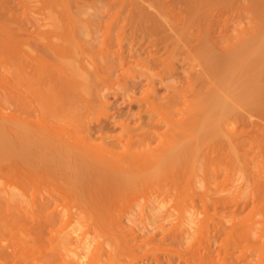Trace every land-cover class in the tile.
Instances as JSON below:
<instances>
[{"label": "rangeland", "instance_id": "obj_1", "mask_svg": "<svg viewBox=\"0 0 264 264\" xmlns=\"http://www.w3.org/2000/svg\"><path fill=\"white\" fill-rule=\"evenodd\" d=\"M184 1L185 4L183 3ZM184 1L0 0V115L2 113L1 116H3L0 118V129L2 128L1 130L3 131H0V136L2 135V141L0 140V143L3 142V144H0L1 244H36V235L32 230L33 221L31 220L34 213L33 211H37L39 213L40 209L38 206L41 202L42 195H49V193L55 189L57 191V195L52 193L55 200L51 196V198H53L51 202L53 203H51L50 206L52 208H55L56 205L53 204L58 203L57 206H60V208L58 207L59 210L56 209L57 207L55 208L56 211H59V214L58 211L56 212V217H59V221L55 218L54 224L56 225V228H58L59 226H61L62 222L64 223V227L69 223L67 227L68 232L67 228H65V233H68V236L70 234L72 237L75 236L76 239L75 237L74 239L77 243L79 242L77 241L78 234L80 235L82 232H85L84 230L88 229V233H86L90 236V231L92 232L94 230V232L91 233V235H94L96 225L98 226L100 224L97 219L107 215V219H109L112 213L115 214H112V216H121V224L123 225V227L127 231L136 230L138 232L136 233L139 235V237L148 236L153 231H155V228L153 227H155V224H157L156 222L159 218L158 216H163L162 214L173 216L170 220L164 222L166 225L170 222L175 221V219L177 218L175 216L179 215L182 217V220H176V222L173 223L176 225V227L177 225H179V227H182V229L184 230L181 231L184 234L182 240V243H184V247H181L177 242V244H179L178 247H181V250L184 249L182 254H187L188 248H193L196 245L197 247L195 249L201 247L203 250V247L205 246L204 243L208 242V240L206 241L207 238H205L207 234H210L209 236L212 237L211 233L216 232L217 230L214 229V226L216 225L215 228H219L225 222L223 226L226 225L227 227L222 226V228L220 229L221 233H219L218 236H215V233H213L214 240L213 238H210V240H213V242L211 241V247L217 249L219 246V249L221 248V243L219 244L218 242H221V237H224V235H228L227 230H229V227L231 226L232 232L229 238L232 245L231 253L233 254L231 255L230 259L233 260L230 261L229 259V261L227 262H234V264H236L235 262L238 261L239 255L241 256L240 259H242V255L248 253V255H245L247 256V258L243 257L244 260L246 259V263L248 260V264H264V133L251 135L250 138L247 139L246 144L240 145H236V143L234 144L233 140L231 142V140L227 138L228 135L223 134L226 135L225 141H227L228 139L230 141H228L230 144L224 142L222 138L223 142L227 143L228 145L225 144L223 148L217 147L218 149H213L214 151H211V149L209 151L210 153H206V151H204L202 147L199 146L201 150L198 154L197 148L195 149V146H193L195 145V142L193 143L190 139L189 141L191 142L189 143V141L187 140L188 135L184 136V142L187 143L188 141L189 145L191 144L190 147H188L189 149H182V151L181 148H179L181 146H176L175 148L173 145L174 142L176 144L178 143V145L181 142H179L180 139H178V142L176 141L177 137H179L180 134L178 133L176 135H173V133H171V129L170 131L165 133L164 136L157 137L156 140H154V142L152 141L151 143L153 147L149 155L153 159L161 156L162 158L160 157V159H158V162L155 161V159L154 161L150 162L139 160L134 163V165L147 164L150 167L148 171L150 175L144 173V175H146L141 180L143 184L141 182L140 184L138 182L139 185L135 184L139 188H129L128 185H133L132 180H130V183H128L129 181L124 182L122 179V181L118 179L114 180L117 182V186L120 185V181L121 184L124 183V185L121 189L122 195L120 197V200L113 206V208L115 207V209H112L111 211H109V209H106L107 206L105 207L106 204H104L112 196L111 192H107L108 190L106 188L108 185H110L112 188L113 186L116 187V182L112 184L113 181L109 182V180H107L105 183L104 181L102 183L99 180H96L97 182L95 180H90L86 183L78 180V182H75L76 184L72 182L73 184L71 183V185H69L70 183L65 184L63 180H58L55 177V180L53 179V177L50 178L49 174L47 175V177L45 176V165L47 164L46 162H49L50 160H47L45 162L43 158L49 155V151H46L47 148H45V151L47 152V154L45 153V155L42 151V149L44 148L41 149V147L43 146L41 144H43L44 142L43 138H45L46 136L42 135L43 142L40 143L38 140L39 136L34 135L37 133V128L35 127L36 122H40V124L38 123V126H42L41 121H45L43 124L47 123L46 125L50 127L53 123L54 126L52 125V130L56 126H59V124H61L62 126H66V128L62 126L59 127L61 129L64 128L61 130L60 135L67 136L69 133H72V137L74 138L75 132L73 130L75 127L73 126L74 123L78 125L80 124V122L76 121V117L78 113L82 111L81 102L83 99L89 96L90 91L88 90V87L91 85V82H93L94 79L99 81V74L104 73V71L108 67V63L106 62V58L108 57L106 53H111L108 56H111V59H109L112 60V55L114 53L113 51L118 48V45L120 43V39L118 37V29L121 28L120 25L122 26L124 25L125 21H128L126 23V26L124 27V30H126V32L124 31V33H121L120 31V37H123L121 40L124 52L128 54L131 49L130 36L134 30L138 29V27L139 29L141 28V25L139 26V24H142L144 27L149 26L150 28L153 25L151 29H153V31H156L157 33L153 31H150V33H156L155 35H158L161 28L158 29V27L160 26H157V23L161 21L163 22L170 16V12L168 11L169 9L167 6H171L172 9L175 8L177 10H180L183 5H185L186 7L188 6L189 8L191 0ZM188 1L189 3L187 4ZM207 1L208 0H204L203 3H201L204 4L205 7H207L206 11H208V8L211 7L212 4L214 5L212 1ZM233 1L235 0H231L230 2ZM236 1H239L240 3V0ZM236 1L235 3H232L234 4V6L235 4L237 7L238 5H242L241 3H236ZM248 1H251L252 3L258 2L257 4H261L259 6V8H261V11L259 10V13H257L256 9L251 8L253 6H257V4L252 3L251 5H249L246 12H244V8V10H240L242 6L238 7L239 11L236 10V7V11L232 12H228L226 6H224L226 10L224 11L223 8L222 15H220V18H223L224 20L222 21L221 19H219V21L221 25L225 24L224 26L226 31L225 35H222V39L220 38L221 41L219 45H214L215 48H221V46L225 44L227 37H231L233 40H236L241 29L247 26L249 27L250 25H252V23L255 22V20L257 21L259 18L262 19V21L259 19L258 22L254 24H257L259 26L261 23H263L261 24V29L263 30L260 29V31L264 32V16H262L264 14V1L261 0V2L260 0H245L244 2H246V5L244 6H248ZM206 3L212 4L207 5ZM256 8L259 9L258 6ZM224 12L228 17H226V14H224ZM254 12H256L257 15ZM162 13L165 16H163ZM254 14L256 16L253 17ZM257 16H259L258 19L256 18ZM110 20L111 23L114 22L113 26H110L111 23L107 22ZM222 22L225 23L223 24ZM154 23H156V25ZM106 24H109V30L111 31H106L107 35L105 34L106 27H104V25L108 26ZM154 25L157 27H155ZM143 26L142 28H144ZM146 29L147 28H144L145 31L149 32L150 29ZM248 36L251 35L247 34L245 38H248ZM206 38L208 37L204 34V42L205 40L207 41ZM55 47L57 48V50L60 49L61 54L64 55H59L60 50L58 51L59 53H54L53 49L56 50ZM198 48L193 50L192 53H198ZM64 51H66V54L64 53ZM137 53H139L140 55H137L138 58L141 59L145 58V53L147 52L138 51ZM175 60L176 61L174 62V64L176 65V67H178L177 69H179V75L176 74L170 76L169 78H167V83L175 82L179 76L189 74V71L192 69H190L189 63L181 62L179 58H176ZM135 64L134 66L132 65L130 67L132 70L128 68L129 70H127L124 74L126 75V77L128 76L130 81L142 79L143 75L141 73H143V70L141 68L143 65H147V63L145 62L138 64L137 66ZM36 65L38 67H36ZM119 71L120 70H117L116 72ZM122 71L123 70H121L120 72ZM74 81L80 83L76 86L77 88H75L74 86ZM141 86L139 87V89H137L138 96L142 95L143 86ZM64 88L66 91H68V88L72 89L73 92L71 91L72 94L69 97L71 101L67 96H65L63 99L57 98L58 90ZM164 92H167V90L161 88L160 94H163ZM207 97L208 95H205L204 98H201V100L203 99L201 101V104L205 106L206 109H202L200 111V115H202L203 119L199 115V126L196 125L197 130L195 129L197 133H199L198 136L194 130V132L196 133L195 136H197V138L205 137V135H207L205 138H210V133L208 132V129L206 130L207 122L205 120L207 117L205 116L206 114H204L206 113L205 110L208 111L206 105L209 97L208 99ZM110 98L114 99L112 95L110 96ZM122 98L123 96H120L119 98L113 100L112 105L109 106V109L114 110L117 109L115 108V106H125L126 109L130 108L129 110H132V112H130L134 114L141 108L139 102L136 101L130 106V104L125 101L124 98ZM197 102L199 101L196 100V103ZM57 109H59V111H62V115H60V118L54 112V110L56 111ZM100 109L103 110L102 108H97V111L95 113L93 112L92 114V116L95 117L97 115L98 117L102 115V119H99L98 121L94 118V121L92 122L93 125H95L94 131L92 133L90 132L91 135L90 137H88V140L94 142L103 138L107 141L110 139L109 136L113 134L123 136L126 140V138L129 136H126L122 132L120 126L115 125L116 127H113V124L115 123L111 122V118L109 119L105 117L106 115L101 114L100 112L102 111ZM98 110L100 111L98 112ZM52 111L55 114H53ZM159 112H164L165 114L166 110L161 108L159 109ZM12 114H14L13 116L16 120H14ZM53 115H57L58 119ZM92 116L89 119H93ZM158 116L160 117V115ZM19 118L23 122H20L21 120ZM44 118H46V120ZM47 119H49V121H47ZM26 122L27 126L25 125ZM101 123L107 124L109 126V128H106L107 130H103L102 133L98 128H96L98 127V124ZM28 125L31 127H29ZM230 127L234 128L233 131L238 133L241 130V125H239L238 123L233 126L231 125ZM57 128L55 129L57 130ZM43 129L45 128H42V130ZM55 129L54 131H56ZM10 131H12L11 134ZM79 131H76L77 134L79 133ZM13 132H16L17 134L15 133L16 136L12 138ZM30 132H33L34 134ZM2 133H4L6 136ZM31 134L32 136H29ZM214 134L213 137L215 136ZM3 136L4 139L6 138V142L9 140V143H7V147L6 145H4L5 141H3ZM34 136H36V138ZM181 136L183 135L181 134ZM220 136H222V134ZM33 139H35L34 142L32 141ZM37 140L41 146L38 145V143L35 144ZM194 140L196 141V139ZM204 140L205 139L203 138V141ZM12 141L14 143H12ZM199 141L200 142H197L199 143L198 145L201 144L202 140ZM35 151L37 152L35 153ZM196 152L197 156L200 157L204 152V156H202L201 159L199 157V161L194 162L192 157H194ZM40 153H43L44 157L43 155L39 156L41 155ZM192 154L194 155L192 156ZM207 156L209 159L208 161L206 160ZM39 157L41 160H43L41 161ZM189 158L191 160H189ZM203 158L207 162H203ZM51 159V161L54 160L53 157ZM43 161L45 165L42 164ZM147 165H145L146 168ZM46 166H48V164ZM50 166L53 167V164ZM48 168L50 167H47V170ZM51 171L53 172V170ZM51 171L48 173L51 174ZM34 176H38V178H40L41 180H45V176L47 180H45L46 182L44 180V182L40 181V179L36 180V177ZM42 176L43 178H41ZM31 177L34 178V181H37L38 186H34L35 183H33ZM26 178L31 182H27ZM47 182L50 184L47 185ZM27 183H29V186L27 185ZM32 186L35 188H33ZM111 187L108 186L109 191L112 189ZM92 189L95 190L93 193L91 192ZM95 192L96 195H100L102 193L100 195V198L103 199L104 208H99L100 206L98 207V205L96 206L97 203L93 196L95 195ZM60 211H62L63 213H60ZM70 211L71 213H69ZM143 212L149 215V221L150 215L151 217H155L156 221L153 220V223L155 222V224L151 223L153 218H151L150 222H147V220L146 222H143L142 220L140 221L139 217L137 220H133L132 216L141 214ZM69 214L71 220L74 217V222H66L69 219ZM71 214H73V217ZM184 216L186 219L189 218V223L190 218L192 220L194 216H199V219L200 217H207L205 222H202V227H199L200 229H202V231L209 229L207 231H204L205 234L206 232L207 234L205 235L198 228V226L201 224L200 223L198 225V223L201 221H195L196 225H191L190 229V224L195 222L191 221V223H188V225V220L186 221L184 219ZM211 217L214 218V220H212ZM61 218L63 219L62 222ZM104 218L105 217H103L102 219ZM196 218L198 219V217ZM104 220H106V218ZM201 220L204 221L203 218ZM219 220L222 222H219ZM100 221L102 222V220ZM59 222L61 224L57 226ZM147 223H150L151 226L149 225L150 227L147 226L146 228ZM220 223L222 224L220 225ZM172 224L169 225V229L173 227L174 224ZM165 225L163 229L165 228ZM88 226L89 228L91 227V229H89ZM64 227H62V229ZM176 227L173 231L177 229ZM168 228L162 230L167 233L169 231ZM70 229H72V232L74 230L77 236L72 235L74 233L70 232ZM162 230H159L160 232L158 231V235H162ZM187 230L188 232L190 231V233H188ZM210 230L211 232L208 233V231ZM176 232H179V229ZM82 234L79 237L82 238ZM71 236H69L70 239L72 238ZM89 236L87 238H89ZM217 238L221 240H218ZM60 239H55L54 241L56 242H54L53 244H55L57 248H62V250L70 247L68 249L69 253H67V250H65L67 254H70V256H68L69 259H74L76 262L78 258V260H81L82 263L84 262L83 264H87V261L88 264H95L94 262H96L97 264H102V262L103 264L107 263V257L102 255V251L100 249L97 251L101 254L98 255V252L96 253L95 249L93 250V252H95L94 255H90L92 254L90 252L92 251V249H94L92 248L94 247V242L93 244H90L91 242L89 241V239H87L88 241H86L84 238L83 241L88 242L90 244H88L90 247L87 244L86 245L88 247H84L83 243L81 245L83 246V248L80 247L85 250L87 248H92L91 250L89 249L90 251L86 250V254L84 253L85 250L82 253L80 252V254H82L81 258L83 259L78 257L80 256V254H78V256L76 257L80 249L77 251V253L75 252V250H77V246H75V244L72 245V242H74L73 238L71 242L70 240L66 241L65 239ZM169 239L170 238L167 239V242ZM155 240L156 241L154 244H152V246L148 245L147 250L152 249L151 247H154V245H156L154 247L155 249L158 248L156 243L158 239L155 238ZM247 241L250 242L249 246L248 244H246L248 243ZM169 244L170 243H168V247ZM190 244L194 245L191 246ZM170 245H172V243ZM242 246L245 249L246 246H248L247 250L249 251H244V253L241 254L240 252H243L244 250L243 248H241L242 250L240 249V247ZM43 248H45V246ZM143 248H145L144 250H146V245ZM191 248H189V251L192 250ZM108 249H110V247ZM141 249H139V252L141 251ZM155 249H152L151 252L150 250L146 251L149 254L148 257L151 261H149L148 257H145L146 255H148L147 253L144 254L145 256L141 257L142 253L140 252L141 254H139L137 249L136 257H140V259H142L138 261L137 259H135L133 261V264L134 262L135 264H142V262L140 261H143L144 259L148 261V263L145 261V264H150L149 262L154 264L155 260L153 263V260L151 258L154 257L153 259H155V256L153 255V257H150V255L153 254V252L155 254L158 251V249H156L157 251H155ZM160 250L164 251L165 249H163V247L159 249L160 254L164 256L165 252L161 253L162 251ZM170 250L171 249H169V251ZM169 251L168 253H170ZM159 252H157L155 255H157ZM174 252L173 250H171V253ZM215 252L217 251L215 250ZM167 255L168 254L166 253L165 258H162V260L164 259L167 261ZM219 255L221 254H218L217 257H219ZM214 256V264H217V262L220 264L221 262H224L223 254L221 255L223 257L220 256V259H218L216 255ZM176 257L175 259H173L175 262L178 260V258L176 259ZM127 259L128 258L126 257L125 260L128 261L129 259ZM183 259L185 258L183 257ZM183 259H180L179 257L178 261L184 262L186 260ZM91 260L93 261V263L90 262ZM241 262L242 264L245 263L243 262V259L239 262V264ZM177 263L178 262H176L175 264ZM180 263L183 264L182 262ZM184 263H186V261ZM195 264H197V262H195Z\"/></svg>", "mask_w": 264, "mask_h": 264}, {"label": "bare ground", "instance_id": "obj_2", "mask_svg": "<svg viewBox=\"0 0 264 264\" xmlns=\"http://www.w3.org/2000/svg\"><path fill=\"white\" fill-rule=\"evenodd\" d=\"M203 1L202 0H191L192 3L190 2L189 8L188 6L186 7L185 5H183L180 10H177L175 8L172 9L171 6H167L169 9L168 11L170 12V16L169 17L166 16L168 18H166L163 22L161 21L163 19H161L160 21L162 22V24L161 22H159L160 24L157 23V26H160L158 27V29L161 28L158 35H155L157 32L151 29L153 25L152 26L150 25L151 26L150 28L149 26L144 27L142 24H139V26L141 25V28L139 29L138 27V29L134 30L130 36L131 37V49L128 54L124 52L122 40H121L123 37L122 38L120 37L121 33H124V31L126 32V30H124V27L126 26V23L128 21L127 22L125 21L124 25L122 26L120 25L121 30L118 29V33H119L118 37L120 39L119 40L120 43L118 45V48L113 51L114 53L112 55V60H110L111 56H108L111 53H106L108 57L106 58L108 67L106 68L104 73L99 74L100 75L99 81L94 79V81L91 82V85L88 87L90 94L87 98L83 99L81 102L82 111H80L76 117L77 119L76 121L80 122V124L78 125L74 123V126H73L76 128V130L75 128L73 130L75 132L74 138L72 137L73 136L72 133L71 134L69 133L70 135L66 134L67 136L60 135L61 130L66 128V126H62L61 124H59V126L55 127V128L58 127L57 130L54 128L56 130L54 131V129L52 130L51 128L53 123L51 124V127H50L46 125L47 123L43 124L45 121L44 122L41 121L42 126L39 125L41 128L38 126V123L40 124V122L38 123L36 122L38 126L37 127L35 124V127L37 128L36 134H34L33 132H30L34 135L39 136L38 140L40 143L43 142V139H44L43 144H41L44 146V147L43 146L41 147V149L44 148L42 149L44 154L45 153L47 154L46 151H49L48 152L49 155L47 157H44L43 153L42 154L40 153L41 155H39V156L43 155L44 157L43 159L45 162L47 160L48 161L50 160L49 162H46L48 166H46L47 164L45 165L44 161L42 162V164H44L46 167L45 168L46 177L49 174L50 178L53 177L54 180L55 178L58 180H63L65 184L70 183L69 185H71L72 182L73 183L78 182V180H80L81 182H86V183L89 182L90 180H95V181L99 180L102 183L103 181L105 183L107 180H109V182L113 181L112 184L116 182L114 181L116 179L118 180L122 179L124 182L129 181L128 183H130L131 182L130 180H132V183L134 186L128 185L129 188H133V189L134 187L139 188L135 184L137 185L140 184L141 180L146 175V174L144 175V173L149 174L148 171L150 167L147 164L134 165V163L139 160L150 162V161H154L155 159H156L155 161L158 162V159H160L161 156L153 159L149 155L153 147L151 143L152 141L154 142V140H156L157 137L164 136L165 133H167L171 129H172L171 133H173V135H176L178 133L180 134V136L177 137L176 141L178 142V139H180L179 142L180 141L181 142L179 143V145L178 143L176 144L174 142L173 145L175 148L176 146H181L179 147L181 148V150L189 149L188 147H190L191 145V144L189 145V143L191 142L189 140L191 139L193 143L195 142L194 143L195 145L193 146H195V149L197 148L198 154H199V151L201 150L199 146L202 147V149L206 151V153H208L211 149H212L211 151H214L217 147L223 148L225 144L226 145L230 144L229 143L230 141L228 139L227 141H225L226 135H228L227 138H229L231 142L233 140L234 144L236 143V145H240V144H246L247 139L250 138L251 135H255V134L258 135V134L264 133V32L260 31L262 27L261 24L263 23H261L259 26L257 24H254L258 22V20L260 19V18L258 19L259 16H257L256 17L258 19L257 21L255 20V22L252 23V25H250L249 27L248 26L244 27L243 29L239 31V34L236 40H233L231 37H227L225 44L222 45L221 48L219 49L215 48L214 45H219L221 41L220 38L222 39V35L224 36L225 31H226L225 26H224L225 25L224 23L226 21L222 22L224 25H221L219 21V19H221L222 21L224 20L223 18H220V15H222V12H223L222 11L223 8H224V11L226 10L224 6H226L228 12L229 11L232 12L236 10L239 11L238 7H241V6L242 8L240 10L242 11V9L244 8L245 10L244 9L243 10L244 12H246L248 10L249 5H251L252 2L248 1L247 3L248 6H244L246 5V2H244L245 0L243 1L240 0V3L242 5H238L237 7L236 4L235 6L234 4H232V3H235L236 0L233 2H230L231 0H210V2L212 1L214 5L212 3H208L209 5L211 4L212 5L211 7L208 8V11H206L207 7H205L204 4H201L203 3ZM207 2H209V0ZM183 3L185 4V1ZM188 3L189 1L187 2V4ZM236 3H239V1L238 2L236 1ZM257 3H252V4H257ZM260 5L261 4H257L258 8ZM257 6H253V7L250 6V7L253 9H256L257 10L256 12L259 13V10L261 11V8L257 9L256 8ZM236 7L237 9L235 10ZM224 14L226 13L224 12ZM256 15L254 14L253 17ZM163 16L165 15L163 14ZM262 16H264V14ZM226 17H228L227 14H226ZM260 20L262 21V19ZM107 22L111 23V20ZM113 24L114 22H112L110 26H113ZM154 24L156 25V23ZM106 25L108 26L104 25V27H106L105 34L107 35L106 31L107 32H111V31L109 30V24H106ZM142 26L144 28L150 29L149 32L145 31L144 28H142ZM122 28H123V32H122ZM150 31L151 32L153 31L156 33L152 34L150 33ZM262 32H263V35H262ZM204 34L208 37L206 38L207 41L205 40V42L203 41L205 39V38L203 39ZM247 34L251 36H248V38L247 37L245 38ZM196 48L199 49L198 53H192V51L195 50ZM53 50H54V53L56 52L59 53L58 51L60 49L57 50L56 48V50L55 49ZM140 50L147 52L145 53L146 55L145 58H141V59L138 58L137 55H139V53L137 52L138 51L141 52ZM64 53L66 54V51H64ZM59 55L60 56L64 55V54H61V50H60ZM176 58H179L181 62L189 63V67L190 69L191 68L192 69L189 71V74H185V75L180 74L182 76H179L175 82L167 83L168 82L167 78H169L172 75H176V74L179 75V71H178L179 69H177L178 67H176V65L174 64V62L176 61L175 60ZM143 62L147 63V65H143L144 68L143 66L141 68L143 70V71L141 70L143 72L141 73L143 75L142 79L130 81L128 76L126 77V75H124L126 71L131 69L130 67L132 65L134 66L135 63H136L135 65L137 66L138 64H141ZM36 67L38 66L36 65ZM117 70H120V71L123 70V71L116 72ZM77 81H74L75 88H77L76 86L80 84L78 83L79 81L78 82ZM140 86L143 88V91H142V95L138 96L137 89H139ZM161 88L166 89L167 92L160 94ZM71 91H72L71 88H68V91H66L65 88L58 90L57 98L63 99L65 96L69 98L70 95L72 94ZM111 95L114 97V99L110 98ZM205 95H208L209 97V99L207 97L208 102L206 105L208 111L205 110L206 113H204L205 111L202 113L206 114L205 116L207 117L206 118L204 116L206 118L205 121L207 122L206 130L208 129V132L210 133L209 135L210 138H212L213 134L215 133L214 134L215 136L212 139L205 138L207 135H205V137L197 138L199 133H197L196 131L197 130L196 125H198V122L200 121L199 120L200 116L202 118V115H200L201 113L200 111L202 109H206L205 106L201 104V101L203 100V99L201 100V98H204ZM120 96L121 97L123 96L124 100L127 101L130 104V106L136 101L139 102L141 108L136 113L133 112L134 114L131 113L132 110H129L130 108L126 109L125 106L124 107L115 106V108L117 109L110 110L109 106L112 105L113 100L119 98ZM196 100H198L199 102L196 103ZM97 108H102L103 110L100 109L102 111L100 113L103 115H106L105 117L109 119L111 118L112 120L111 122L115 123L113 124V127L115 125L120 126L122 129V132L126 136H129V137H127L125 140L123 136H120L118 134H113L109 136L110 139L107 140L108 143L103 138L100 140L94 141V142L93 141L91 142L90 140H88V137H90L91 133L94 131L95 125H93L92 123L94 121V118L98 121L99 119H102L101 118L102 115H100L99 117L98 115L96 117L92 116L93 112L95 113L97 111ZM161 108L166 110L165 114L164 112H159V109ZM100 110H98V112ZM56 111L54 110V112L60 118L61 117L60 115H62V111H59V109H57ZM54 112L53 114H55ZM1 115H0V118L3 117ZM13 115L14 114H12V116ZM57 115L55 116L57 117ZM158 115H160V117ZM91 116L93 117V119L91 118L92 120L89 119ZM44 119L46 120V118ZM14 120H16L15 117H14ZM47 121H49V119H47ZM20 122H23V121L21 120ZM237 123L241 125V130L239 133L233 131L234 128L230 127L231 125L233 126V125H236ZM25 125L27 126V122ZM61 126L64 128L62 129L59 128ZM42 128H45L43 129L44 131L42 130ZM96 128H98L99 131L102 133V131L105 130L106 128H109V126L107 124L101 123V124H98V127ZM1 129L0 131H2ZM79 130L81 131V133ZM194 130L197 133V136H195L196 133L194 132ZM32 131H33V128H32ZM76 131H79V133L77 134ZM11 132L12 131H10V134ZM15 133L16 132H13V136L11 135L12 138L16 136ZM32 134L29 136H32ZM181 134L183 136H181ZM221 134L223 137L220 136ZM223 134H226V135H223ZM42 135L46 137L42 139L43 137ZM1 136H0V140L2 138ZM184 136L188 137L187 140L189 141V143L188 141L187 143L184 142ZM34 137L36 138V136ZM193 138L196 139V141ZM203 138L205 139L204 140L205 142L203 141ZM222 138L224 142H227L228 144L224 143ZM3 139H4V136H3ZM5 139L3 140L5 141L4 145H6L7 147L8 146L7 143H9V140L6 142ZM34 140L35 139H33L32 141L34 142ZM38 140L35 144L38 143ZM199 140H202L201 141L202 145L201 144L198 145L199 143L197 142H200ZM1 143L3 144V142ZM12 143L14 142L12 141ZM40 143H38V145H40ZM45 148H47L46 151H45ZM36 152L37 151H35V153ZM197 152L195 154L196 156L192 154V156L194 155V157H192L194 162L199 161L198 158L200 156H197ZM203 153H202V156H204ZM50 156L51 158L53 157L54 159L53 161H51L52 159L50 158ZM190 158L189 160H191ZM204 158H203L204 161L202 160L203 162H207L209 160L208 156L206 159L207 161H205ZM52 164H53V167L50 166ZM145 165H147V168ZM47 167H50L48 168V170L50 169L49 171L47 170ZM51 170H53V172ZM50 171H51V174L48 173ZM45 176L44 178L45 180H47ZM34 177H36L35 178L36 180L40 179L38 178V176H34ZM27 178H26L27 182H31ZM41 178H43V176ZM31 179L33 180L34 178L31 177ZM36 180L35 181L33 180V183H35L34 186H38ZM43 180L44 179L42 180L40 179V181H43ZM121 181L119 182L120 185L118 186L116 182L115 184L116 187L113 186V188L110 185H108L109 187L112 188V189L110 188L111 189L110 191L108 189V186L107 188L105 187L108 190L107 192H111L112 194V196L110 195L111 197L109 198V200H107L106 203H104L106 204L105 207L107 206L106 209H109V211H111L112 209H115V207L113 208V206L117 204L118 201L120 200V197L122 195L121 189L124 185V183L121 184ZM38 183H39V180H38ZM28 184L29 183H27V185ZM49 184L50 183H48L47 185ZM93 189H96V188H93ZM93 189L91 191L92 193L95 191ZM52 193L57 195V191L55 189L51 191L49 195L47 194L48 196L45 194L42 195L41 202L38 206L40 209L39 213L37 211H33L34 213L32 215L33 217L31 220L33 221L32 230L34 234L36 235L35 236L36 244L29 245V244H1L0 243V264H81L82 263L81 260H78V258L76 262L74 259L71 260L68 258L70 254H67V253H69L68 249L70 247L65 249L67 250V253H66L64 249L63 251L62 248H57V246L53 244L54 242H56L54 240L57 238L60 239L62 237L61 238L62 240L64 239L66 241L70 240L71 242L72 238L74 239L75 236L72 237L70 234V232H72V229H70V232H69L70 234L69 236L72 237L71 239L68 236V233H65L66 232L65 228H67L69 224L68 222L73 221L74 219L73 214H71L73 217V218L71 217L72 220L70 219V214L68 215L69 219L66 221L68 224L66 225L65 223L66 225L65 227H64V223L62 222L63 219L61 218L62 224L59 222L57 226H59L60 224L61 226H59L60 228L58 227L59 229L56 228L54 221H55V218L56 219L59 218V217L58 218L56 217V212L59 210L58 207L60 208V206H57L58 203L53 204V205H56L57 208L56 207L55 208L58 209L57 211L55 208H52L50 206L51 203H53L51 201L54 198L53 197L54 195H52ZM94 194L95 195L93 194L91 195L94 196V199L97 203L96 206L98 205V207L100 206L99 208L101 207L104 208L103 199L100 198L101 197L100 195L102 193L100 195L99 194L96 195V192H95ZM51 196L53 198H51ZM62 211H60V213ZM69 213H71V211ZM58 214H59V211H58ZM112 214L109 219H107L108 215L103 216L106 218L107 222L106 220H104L105 218L102 219L103 217L102 218L100 217L101 219L100 218L97 219L100 224L96 223L99 225L98 226L96 225L94 235H91V233H93L94 230L92 229L93 230L92 232L89 230L90 236L92 238L87 234L88 229L84 230L85 232H82L83 234L81 233L83 239L79 237L81 234L80 235L78 234L77 236L75 231L73 230L72 233L74 234L72 235H76L78 239L77 241L79 242L77 243L75 241L76 239L75 237L73 241L76 243L72 242L73 244L72 243L71 244L72 245L75 244V246H77L76 247L77 250H75L76 253L79 249L82 250V251L80 250L78 251L76 257L78 256V254H80V252L82 253L85 250V249H82L83 246L88 247L90 244H93L94 242V245H93L94 247H92L94 249L91 248L92 251L90 252L92 253L90 254L91 256H93L95 253L93 252V250L96 249L95 251L97 253L98 252L97 250L100 249L102 251V255L107 257L106 264H133V261L135 259H137V261L142 259V258L140 259V257H136L137 255L136 250L138 249V252H139V249L145 247L146 245V250H144L145 248H143L140 251L143 255L139 252V254H141V257L145 256L144 254L147 253L146 251L150 250L151 252L152 249L153 250L155 249L154 247L156 245H154V247H151L152 249H148V250H147V247L148 245L152 246V244L155 243L156 241L155 238H156L158 239V241L156 242L157 247H158L156 249H158V251L156 249L155 251L159 252V249L163 247V249L165 250L164 251L160 250V251H162L161 253L163 252L165 253H164V256H162L160 252L158 253L160 255L158 254L155 255L157 252L155 254L153 252V254H151L150 257H153V255L155 256V259H153L154 257L151 258L153 260V263L155 260L154 264H173V261H174L173 259H175L176 256H177L176 259L178 258V260H179V257L180 259H183L184 257L186 260L185 259L183 260H185L187 264H195V262H197V264H214V260H215L214 255H216L217 257L218 254L224 255V260L222 258L224 262H221V264H230V263L234 264V262H230V263L227 262L229 261L231 255L233 254L231 253L232 245H231L230 238H229L232 232L231 226L230 227L228 226L229 230L226 229L228 233L227 236L224 235V237H221L222 240L217 238L218 240H221V242L220 241L218 242L219 244L221 243L220 244L221 248L219 249V246L217 249L214 247L213 248L211 247L212 242L214 240L213 233H215V236H218V234L221 233L220 229L222 228L225 222L223 224L220 223V225L222 224V226L219 228L218 227L215 228L216 225L214 226V229H217V230L216 232L211 233L212 237H210L209 236L210 234L208 235L206 232L207 236L205 238H207L206 241L208 240V242L204 243L205 246L203 247V250L201 247L200 248L198 247L197 249H195L197 245L193 247L194 250L193 248L189 247L192 250L189 251V248H188V251H187L188 253L186 252L188 254L187 255V254H182L184 249L183 250L180 249L181 247H184V243H182L184 234L181 232L184 230L182 229V227L180 228L179 225H177L176 227V225L173 223V222H176V220L181 221L182 220L181 216L176 215L175 217L177 218L175 219V221L173 222L168 221L171 224L172 223L174 224V225L172 224L173 227L169 229L168 227L171 224L168 223L165 225L164 222L167 220H170L173 216H169V215L167 216V214H162L163 216H158L159 217L158 219L156 217L157 224H155V222L153 223V220H155V217H151L150 215V221H151V218H153L151 223L155 224V227H153L152 225V227L155 228V231H153L148 236L139 237V235L137 234L138 232L136 230L127 231L123 227V225L121 224L122 223L121 216L116 217L114 216L115 214L113 216ZM132 217H133V220L134 219L137 220L139 217L140 221L142 220L143 222L144 221L146 222L147 220V222H150L149 215L144 212L138 215H134ZM196 217H198V219ZM202 218L204 221L201 220ZM184 219L186 221L188 220L187 222L188 224L189 218L186 219L184 216ZM206 219L207 217H200L199 219V216H194L192 220L190 218V223L191 221H194V222L201 221L198 223V225L201 223L198 226V228L199 227L201 228L203 225L202 222L204 223ZM100 220H102V222ZM212 220H214V218H212ZM219 222H222V221L219 220ZM194 224L196 225V222L190 224L189 228L191 227V225L193 226ZM149 225L151 226L150 223L149 224L147 223L146 228ZM164 225H165L164 229L166 228L169 229L167 233L163 231ZM62 227L64 228L62 229ZM175 227L177 229L173 231ZM223 227H227V226L225 225ZM89 229H91V227ZM178 229H179V232H176L178 231ZM159 230H162L163 232L162 235H158ZM200 230L202 231V229ZM207 230H204V231H207ZM204 231H202V233L205 234ZM67 232H68V228H67ZM210 232L211 230L208 231V233ZM188 233H190V231ZM60 234L61 235L64 234V235L61 236ZM87 235L89 236V238H87L88 237ZM208 236H209V239H208ZM84 238L86 241H88L87 239H89L91 243L89 244L88 242L83 241ZM168 238H170L169 240L171 241L168 240L167 242ZM210 238H213V240L212 239L210 240ZM177 242L180 244L181 247H178L179 244H177ZM247 242L248 243L246 244H248L249 246L250 242L249 241ZM82 243H83V246H81ZM165 243L167 247L165 246ZM168 243L170 244L172 243V245L169 244V247H168ZM175 243L177 246L175 245ZM86 244L87 245L89 244V245L87 246ZM173 244L175 247L173 246ZM193 245L194 244H192L191 246ZM44 246L45 248H43ZM108 246L110 247V249H108L109 248ZM248 246H246V249L243 248V246L240 247V249L241 248L244 249L243 252H240V253L242 254L244 253V251L248 252L249 251L247 250ZM56 248L59 250H57ZM89 249L90 248H87L86 250L90 251L91 249L90 250ZM169 249L175 252L171 253V250L169 251ZM86 250L84 251V253L86 252ZM215 250L217 252H215ZM168 251L170 253H168ZM166 253L168 254L167 261L164 259L162 260V258H165ZM99 254L101 253L98 252V255ZM246 254L248 255V253ZM246 254L242 255L243 262L245 263H246V259L244 260V258L245 257L247 258V256H245ZM81 255L82 254H80V256L78 257L81 258L82 257ZM221 255H219V257L217 258L220 259L221 257H223ZM148 256L149 254L146 255L145 257H148ZM126 257L129 259V260L127 259L128 261L125 260ZM240 257L241 256L239 255V259ZM239 259L238 261L235 262L236 264H239V262L242 261V259H240V261ZM178 260L176 261L178 262L177 264H179L180 262H182L183 264H186L184 263L185 261L183 262V261H178ZM231 260L233 259H230V261ZM145 261L146 259L140 262H142V264L143 263L145 264ZM149 261L151 260L149 259ZM90 262L93 263L92 260ZM146 262L148 263V261ZM176 262L174 261V264ZM86 263L88 264V261ZM94 263L97 264L96 262ZM149 263L152 264L151 262ZM217 264H220V263L217 262ZM240 264H242V262ZM246 264H248V260Z\"/></svg>", "mask_w": 264, "mask_h": 264}]
</instances>
